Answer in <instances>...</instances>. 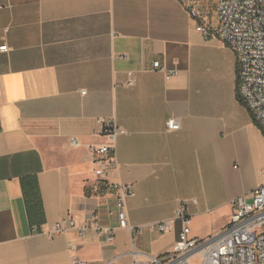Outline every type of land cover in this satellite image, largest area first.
<instances>
[{"label": "crops", "instance_id": "0c3cea01", "mask_svg": "<svg viewBox=\"0 0 264 264\" xmlns=\"http://www.w3.org/2000/svg\"><path fill=\"white\" fill-rule=\"evenodd\" d=\"M188 1L0 0V46L9 48L0 51V264H71L68 242L88 264H133L126 230L113 242L43 231L65 216L116 227L112 183L132 185L130 224L172 219L184 205L198 238L264 184V134L238 98L235 54L195 30ZM194 1L214 17L217 0ZM155 59L175 73L152 69ZM102 117L126 131L105 176L89 150L105 140ZM170 117L177 131L166 129ZM30 180L36 209L24 195ZM181 225L144 231L136 248L171 251Z\"/></svg>", "mask_w": 264, "mask_h": 264}, {"label": "built area", "instance_id": "2783aa9c", "mask_svg": "<svg viewBox=\"0 0 264 264\" xmlns=\"http://www.w3.org/2000/svg\"><path fill=\"white\" fill-rule=\"evenodd\" d=\"M195 1L186 3L194 22V28L204 39L217 38L229 47L236 58L237 95L246 106L252 119L264 134V0H217L213 18L203 16L195 7ZM7 44L0 46L1 52L8 51ZM154 70L166 77L175 73L167 69L158 59L151 63ZM126 85H134L132 71L127 72ZM101 135L104 141L89 145L93 163L100 166L102 175L118 167L116 138L126 131L117 124L114 117H102ZM168 131L180 129L177 119L170 117L165 122ZM73 144L76 141L71 140ZM116 203L117 226H103L95 217L77 223L71 216H65L43 231L48 236L74 229L80 238L89 231L113 242L117 229L126 230L131 246L133 264H264V184L251 191L250 200L245 196L231 201V219L220 231L206 238L191 235L189 218L184 205H180L172 219L132 225L128 221L126 200L134 195L131 184L112 183ZM182 222L171 251L153 255L136 248L138 237L144 231L162 234L171 228L173 220ZM35 229V228H34ZM68 242L71 264H88L78 258ZM141 256V259L137 257ZM104 264H119L113 259Z\"/></svg>", "mask_w": 264, "mask_h": 264}, {"label": "trees", "instance_id": "16d2710c", "mask_svg": "<svg viewBox=\"0 0 264 264\" xmlns=\"http://www.w3.org/2000/svg\"><path fill=\"white\" fill-rule=\"evenodd\" d=\"M24 195L28 202V207L32 209L38 208L40 203V194L36 181L30 180L28 184L24 183Z\"/></svg>", "mask_w": 264, "mask_h": 264}, {"label": "rangeland", "instance_id": "374dc122", "mask_svg": "<svg viewBox=\"0 0 264 264\" xmlns=\"http://www.w3.org/2000/svg\"><path fill=\"white\" fill-rule=\"evenodd\" d=\"M230 219H231V214H230V216H229V219H228L226 225L230 222ZM226 225H225V226H226ZM222 228H223V227H222ZM222 228H221V229H222ZM221 229H220V230H221ZM220 230H219V231H220ZM216 233H217V232H216Z\"/></svg>", "mask_w": 264, "mask_h": 264}]
</instances>
